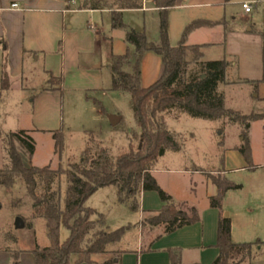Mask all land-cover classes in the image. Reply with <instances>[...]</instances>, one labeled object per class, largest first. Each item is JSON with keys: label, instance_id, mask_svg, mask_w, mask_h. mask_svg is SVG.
<instances>
[{"label": "rangeland", "instance_id": "1", "mask_svg": "<svg viewBox=\"0 0 264 264\" xmlns=\"http://www.w3.org/2000/svg\"><path fill=\"white\" fill-rule=\"evenodd\" d=\"M90 0H76L71 6L83 9ZM232 1V0H231ZM242 2L245 0H234ZM253 16L257 17V9L253 6ZM241 9V8H240ZM237 10L234 9V13ZM242 12L245 13L244 10ZM235 16L237 14H234ZM150 16V15H148ZM78 23L89 21L101 30H111V20L108 13H80L73 15ZM131 25H137L140 32L143 29V14L129 12L126 17ZM239 19V18H238ZM149 21L151 19L149 18ZM138 29V28H137ZM249 27H247V30ZM259 29V28H257ZM125 33V30H115ZM160 30L149 23L148 40L159 41L156 36ZM176 28L171 30L170 45L178 46L182 33L179 35ZM111 40L105 36L98 39L99 47L96 50L94 62L91 63L88 74L100 79V90L70 89L63 87L59 99V124L54 132L62 130L65 146L60 154L55 147L53 132L40 130L34 120V99L43 91V87L51 84L37 65L35 70L26 64V77L31 79L21 88L20 82L5 92L0 99V169L8 165L9 158L5 151L4 139L11 132L27 131L33 139L35 152L30 155L27 148L16 141V149L21 155L25 166L46 167L53 170L67 171L71 165L77 163L83 151L91 144L94 150L101 154L107 152L110 157L117 158L129 150L132 144L138 150L142 141V131L137 126L131 97L128 93L109 91L111 74L109 71L112 50V40L115 38L112 31ZM116 34V32H115ZM146 34V32H145ZM153 35V36H152ZM155 35V36H154ZM153 37V38H152ZM125 38V36H124ZM198 43H216L221 38L216 36H195ZM155 42V43H156ZM192 43V42H191ZM203 62L218 61L224 57L221 46L203 50ZM194 64L188 66V72H195ZM229 78L236 81V73L229 71ZM229 79V80H230ZM24 82V81H23ZM98 82V84H99ZM235 83V82H234ZM48 85V86H46ZM54 88L58 87L56 84ZM220 93L226 98L228 109L240 112L244 116L252 113L264 115V103L252 99V87L245 84L231 86L221 85ZM110 117H119L121 122L116 126L111 124ZM168 130L180 144L178 152L168 151L152 167V175L157 179L161 188L173 195L176 204H186L195 207L202 221L210 222L214 211L210 209L209 198L217 195L218 189L212 177H220L235 184L242 185L241 190L229 191L223 201V211L232 214L234 234L233 242L251 243L259 241L261 244L253 249L250 264H264V118L251 122L249 137L251 159L246 161L236 150L241 145L242 126L224 120H204L193 118L183 113L172 112L165 116ZM41 125V124H38ZM238 169V170H237ZM187 172V173H185ZM67 176H62L59 187L62 195V205L67 191ZM57 187V185H56ZM149 197V198H148ZM147 197L148 203L144 207L142 197L139 199L140 208L132 211L127 204H122L118 198L116 186L99 189L86 202V206L97 211L92 220L105 231L123 230L119 243L109 246L107 252L130 251L125 257V264H136L135 251L146 249L149 238L159 237L164 233L163 228H155L149 232L143 230L142 222L151 215L145 209L154 210V201L158 202L157 194L151 192ZM154 197L155 199H150ZM32 200L27 193L24 181L18 178L11 189L0 187V250L6 247L19 250L46 248L50 241L46 233L45 221L33 218ZM17 218L33 223V228H16ZM103 218L106 226H101ZM8 236L20 238V243L10 244ZM69 236L65 227H61L60 241L63 243ZM165 237L164 235L162 236ZM157 240L156 242H158ZM134 251V252H132ZM118 254L120 252H117ZM134 255V256H133ZM115 253L111 258L117 257ZM194 257V255H193ZM115 258L113 261H116ZM162 259L149 257L146 264H161ZM21 263V262H20Z\"/></svg>", "mask_w": 264, "mask_h": 264}, {"label": "trees", "instance_id": "2", "mask_svg": "<svg viewBox=\"0 0 264 264\" xmlns=\"http://www.w3.org/2000/svg\"><path fill=\"white\" fill-rule=\"evenodd\" d=\"M75 0H66L67 9ZM177 0H155L160 9V38L158 42L148 40L145 32L127 29L123 11L142 9L144 0H90L86 8L92 10H111V28L125 30L127 51L124 55L111 58V87L109 91L128 93L131 97L134 117L142 131V141L138 150L129 145V150L117 158L107 152L98 154L89 144L83 151L80 160L71 165L67 171L53 170L49 166H25L16 149L20 141L29 151L35 152L33 139L27 131L21 130L7 134L4 139L5 151L9 164L0 169V187L13 188L16 180L21 178L32 200L33 218L45 221L46 233L50 246L31 251L36 264H90L97 255L107 253V248L119 243L123 230L105 231L92 220L97 215L95 209L86 206L87 200L101 188L116 186L120 203L129 205L132 211L140 208L139 199L142 193L154 192L158 195L163 207L152 217L142 222V229L163 227L164 235L169 236L185 227L200 222V215L195 207L176 204L173 197L166 193L151 173L153 165L166 152H178L180 144L168 130L165 116L185 112L193 118L204 120H224L242 126L241 145L237 150L246 161L251 159L249 130L252 121L264 118L263 114L252 113L248 116L228 109L225 97L219 92L222 84H233L229 80V69L233 62L228 59L203 62V48L207 45L188 46L187 36L201 27L224 25L227 33L229 26L226 20H196L190 23L178 44L170 45L167 24L168 9L175 6ZM229 2V0H227ZM260 35L264 59V22ZM146 53H153L162 59L164 73L162 77L148 88L141 85V64ZM194 64L195 72H188V66ZM204 76V78H203ZM254 85V99L259 100L255 81H244ZM58 87L50 90L62 91L61 80L52 79V85ZM9 90L8 76L4 73L0 92ZM56 150L61 154L65 141L62 130L53 132ZM66 175L67 191L62 205L59 182ZM218 189L217 195L210 198V207L219 212L217 243L218 257L212 264H250L253 249L260 241L251 243L232 242V220L223 213V201L229 191L241 190L242 185L220 177H212ZM57 185V187H56ZM25 227H30L25 219ZM101 226H106L103 218ZM61 227H65L69 236L63 243L60 241ZM10 244H16L15 237L8 236ZM7 248L14 264H21L19 256L22 251ZM170 264H184L181 250L168 249ZM104 264H113L112 260ZM199 264V263H194Z\"/></svg>", "mask_w": 264, "mask_h": 264}, {"label": "crops", "instance_id": "3", "mask_svg": "<svg viewBox=\"0 0 264 264\" xmlns=\"http://www.w3.org/2000/svg\"><path fill=\"white\" fill-rule=\"evenodd\" d=\"M13 4H17L19 8L12 9ZM75 4L76 0L72 2L71 6ZM243 4H250L252 11L250 13L242 12L244 10ZM66 5V0H0V89L4 73L8 76L9 90L16 82L22 83L21 88H24L23 83H28L31 80L25 74L26 64L30 63L29 67L32 70H35L34 67L38 65V68L42 70L43 75L46 77V82L51 85L43 87V91L33 101L34 120L38 126L37 128L52 132H54V119L56 128L59 124V99L62 93V91L50 90L54 88L52 79L61 80L62 89L66 86L70 89L100 90L102 86L99 82L100 79L98 80V77L94 75L90 76L87 72L91 63L94 62L96 50L100 45L98 44L100 36H105L106 41L111 40L109 37L111 35L110 31L115 36L111 43L110 58L113 55H124L127 51L125 33H117L112 28L111 30H101L89 21L78 23L73 19V15L80 13L101 12L108 13L111 20L110 9H87L85 3L83 9L75 6L74 9L69 10ZM253 6L257 9L256 18L253 16ZM234 9L237 10L236 13H234ZM129 12L143 14V29L146 36H149V23L160 30V9L156 7L155 0H144L142 9L123 11V19L127 29L139 30L141 27L132 26L127 21L126 17ZM167 12L168 36H170L173 28L178 30L179 35L182 32L184 33L186 27L196 20L212 22L226 20L229 26L227 33L222 24L201 27L188 34L186 44L188 46L207 45L203 50L221 46L224 51L223 59L233 62L229 71L235 70L236 73V81H231L229 78L231 82L235 83L222 85L224 87L236 83L248 85L252 87V99L258 103H264V59L263 42L260 35L264 22V0H245L242 2L234 0H229V2L227 0H177L175 6L168 9ZM149 18L151 21H149ZM247 27H249L248 30ZM156 36L160 38V31ZM195 36H216V38L220 36L221 41L219 43H216V41L213 43H198L193 39ZM153 40L156 42V38ZM163 73L164 64L162 59L153 53H146L141 64V85L144 88L152 86L162 77ZM244 81L258 82L257 95L259 100L254 99V85L244 83ZM220 89H222L221 85L219 91ZM5 92H0V99ZM150 193L141 194L144 207L148 203L147 197ZM171 196L175 201L174 196ZM154 204L156 205L154 210L145 208L143 210L151 212L148 218L155 215L163 207L161 201L158 204L155 200ZM210 209L214 211V216L210 222L204 223L200 218L198 224L185 227L172 235L166 236L163 233L156 238L150 237L146 249L141 246V249L135 251L137 255L136 264H146L149 257L162 259L161 264H170L167 250L174 248L181 250L184 264H212L219 254L216 248L219 212L211 207ZM223 213L225 217L232 220L233 239L234 225L233 219L230 217L232 214L224 211ZM30 228H33V223H30ZM154 229L149 228L146 231L147 235ZM142 233H144L143 229ZM157 240L159 241L156 242ZM20 241L18 237L17 243L19 244ZM112 247H115V245ZM18 248L19 251H22L19 256L21 264H36L35 257L31 253L35 249H23L20 246ZM127 252L130 251H114L97 255L90 264H104L109 260H112L113 264H125V257L129 253L125 255L124 253ZM115 253L118 256L111 258ZM115 258L117 260L113 261ZM0 264H14L12 255L5 250H0Z\"/></svg>", "mask_w": 264, "mask_h": 264}, {"label": "water", "instance_id": "4", "mask_svg": "<svg viewBox=\"0 0 264 264\" xmlns=\"http://www.w3.org/2000/svg\"><path fill=\"white\" fill-rule=\"evenodd\" d=\"M203 78H204V76H203ZM110 120H111V124L113 126H116L121 121V118H119V117H110ZM15 226H16L17 229L25 228L24 220L22 218H17Z\"/></svg>", "mask_w": 264, "mask_h": 264}, {"label": "built area", "instance_id": "5", "mask_svg": "<svg viewBox=\"0 0 264 264\" xmlns=\"http://www.w3.org/2000/svg\"><path fill=\"white\" fill-rule=\"evenodd\" d=\"M12 9H18L19 6L17 4H13ZM243 9L245 10L246 13H250L252 11V7L250 4H243Z\"/></svg>", "mask_w": 264, "mask_h": 264}]
</instances>
